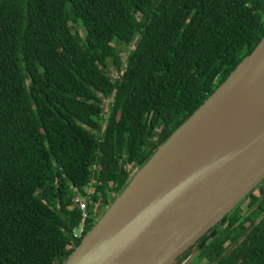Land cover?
Here are the masks:
<instances>
[{"label": "trees", "instance_id": "1", "mask_svg": "<svg viewBox=\"0 0 264 264\" xmlns=\"http://www.w3.org/2000/svg\"><path fill=\"white\" fill-rule=\"evenodd\" d=\"M263 35L264 0H0V264H62L77 195L85 235ZM196 245L264 264L261 183Z\"/></svg>", "mask_w": 264, "mask_h": 264}, {"label": "water", "instance_id": "2", "mask_svg": "<svg viewBox=\"0 0 264 264\" xmlns=\"http://www.w3.org/2000/svg\"><path fill=\"white\" fill-rule=\"evenodd\" d=\"M263 178L264 35L134 170L62 264H173Z\"/></svg>", "mask_w": 264, "mask_h": 264}, {"label": "rangeland", "instance_id": "3", "mask_svg": "<svg viewBox=\"0 0 264 264\" xmlns=\"http://www.w3.org/2000/svg\"><path fill=\"white\" fill-rule=\"evenodd\" d=\"M77 33L79 34L80 37H82V30L80 28H77ZM114 48L117 50L120 60L123 62L125 60L126 54L129 53L132 50V45L129 46H123V45H114ZM108 69H109V73L111 74V76L113 77L115 75V71L113 70L112 66L109 64L108 61ZM109 101L103 100L102 101V108H103V112L105 113L106 107H107V103ZM134 172V171H133ZM133 172L131 173V175L133 174ZM261 186L264 187V178L263 180L260 182ZM259 183V184H260ZM253 194L256 195V192L253 191ZM105 210V209H104ZM104 210L101 211L104 212ZM98 213H100V210H98ZM199 244V243H198ZM197 246V245H196ZM196 246L193 247L192 249L184 252L173 264H185L186 260L192 255V253L196 250ZM201 264V263H200Z\"/></svg>", "mask_w": 264, "mask_h": 264}, {"label": "built area", "instance_id": "4", "mask_svg": "<svg viewBox=\"0 0 264 264\" xmlns=\"http://www.w3.org/2000/svg\"><path fill=\"white\" fill-rule=\"evenodd\" d=\"M74 205L79 211V221L76 226L71 230V236L73 238H82L85 233V224L88 219H90V215L88 213V207L86 206L84 197L82 195H77L74 199Z\"/></svg>", "mask_w": 264, "mask_h": 264}, {"label": "flooded vegetation", "instance_id": "5", "mask_svg": "<svg viewBox=\"0 0 264 264\" xmlns=\"http://www.w3.org/2000/svg\"><path fill=\"white\" fill-rule=\"evenodd\" d=\"M254 191L256 192V195H254L253 193H252V194H253V196L257 197V195H258V194H257V191H256V190H254Z\"/></svg>", "mask_w": 264, "mask_h": 264}]
</instances>
